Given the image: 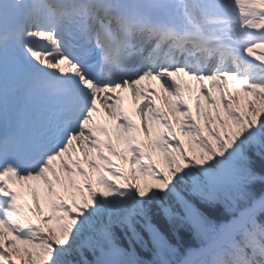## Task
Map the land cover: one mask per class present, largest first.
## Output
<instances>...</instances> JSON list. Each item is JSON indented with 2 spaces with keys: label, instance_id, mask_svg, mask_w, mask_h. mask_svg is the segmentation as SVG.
Here are the masks:
<instances>
[{
  "label": "snow or ice",
  "instance_id": "6c2138e0",
  "mask_svg": "<svg viewBox=\"0 0 264 264\" xmlns=\"http://www.w3.org/2000/svg\"><path fill=\"white\" fill-rule=\"evenodd\" d=\"M0 264H264V0H0Z\"/></svg>",
  "mask_w": 264,
  "mask_h": 264
},
{
  "label": "rangeland",
  "instance_id": "374dc122",
  "mask_svg": "<svg viewBox=\"0 0 264 264\" xmlns=\"http://www.w3.org/2000/svg\"><path fill=\"white\" fill-rule=\"evenodd\" d=\"M51 225H52L53 227H55L54 220L51 221Z\"/></svg>",
  "mask_w": 264,
  "mask_h": 264
},
{
  "label": "bare ground",
  "instance_id": "6f19581e",
  "mask_svg": "<svg viewBox=\"0 0 264 264\" xmlns=\"http://www.w3.org/2000/svg\"><path fill=\"white\" fill-rule=\"evenodd\" d=\"M46 227V226H45Z\"/></svg>",
  "mask_w": 264,
  "mask_h": 264
}]
</instances>
